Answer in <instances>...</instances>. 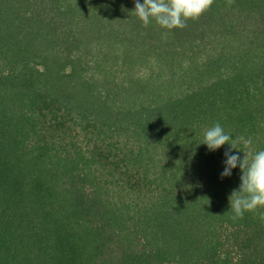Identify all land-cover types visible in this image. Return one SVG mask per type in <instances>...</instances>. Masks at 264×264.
Returning <instances> with one entry per match:
<instances>
[{"label":"trees","instance_id":"obj_1","mask_svg":"<svg viewBox=\"0 0 264 264\" xmlns=\"http://www.w3.org/2000/svg\"><path fill=\"white\" fill-rule=\"evenodd\" d=\"M134 8L0 0V264H264V208L231 218L240 169L202 143L264 149V0Z\"/></svg>","mask_w":264,"mask_h":264},{"label":"clouds","instance_id":"obj_2","mask_svg":"<svg viewBox=\"0 0 264 264\" xmlns=\"http://www.w3.org/2000/svg\"><path fill=\"white\" fill-rule=\"evenodd\" d=\"M214 0H135L133 13L148 27L154 20L157 25L169 31L184 29L189 20H198L204 13L210 10ZM234 0H227L231 6ZM203 144L210 151H215L228 144L230 148L225 151V169L221 177H228L232 169L237 166L241 175L238 190L234 189L229 197L232 219H242L245 212H254L258 208H264V149L252 150V139L243 136L232 138L226 133L220 123L205 129ZM240 146L244 151L240 150ZM235 149L237 154H232ZM243 153V157L239 155ZM264 221V213L260 215Z\"/></svg>","mask_w":264,"mask_h":264}]
</instances>
